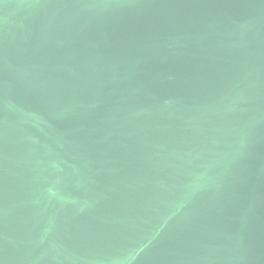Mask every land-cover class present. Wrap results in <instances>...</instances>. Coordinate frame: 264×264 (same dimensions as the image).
<instances>
[{
	"label": "water",
	"instance_id": "obj_1",
	"mask_svg": "<svg viewBox=\"0 0 264 264\" xmlns=\"http://www.w3.org/2000/svg\"><path fill=\"white\" fill-rule=\"evenodd\" d=\"M0 264H264V0H0Z\"/></svg>",
	"mask_w": 264,
	"mask_h": 264
}]
</instances>
